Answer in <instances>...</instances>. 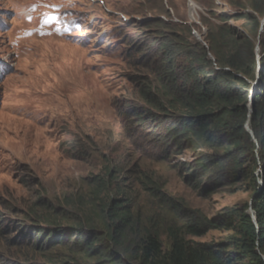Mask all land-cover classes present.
<instances>
[{
  "label": "trees",
  "instance_id": "1",
  "mask_svg": "<svg viewBox=\"0 0 264 264\" xmlns=\"http://www.w3.org/2000/svg\"><path fill=\"white\" fill-rule=\"evenodd\" d=\"M238 7L241 13L222 15L219 25L204 22L208 48L185 24L137 22L142 33L126 60L119 113L131 127H150L146 141L166 153H193L179 166L186 186L209 194L242 185L250 202L208 218L143 174L135 184L149 202L140 208L114 168L87 179V190L67 206L38 197L15 243L32 241V250L52 264H264V33L255 16L264 15V0ZM231 20L244 21L258 42L241 37ZM212 230L232 235L221 243L190 240Z\"/></svg>",
  "mask_w": 264,
  "mask_h": 264
},
{
  "label": "rangeland",
  "instance_id": "2",
  "mask_svg": "<svg viewBox=\"0 0 264 264\" xmlns=\"http://www.w3.org/2000/svg\"><path fill=\"white\" fill-rule=\"evenodd\" d=\"M189 1L201 30L188 25ZM241 3L250 9L254 0H0V264H52L32 250V241L15 243L19 228L31 224L24 214L38 197L67 206L87 190V179L114 168L122 170L120 181H127L140 208L149 202L135 184L143 174L208 218L250 202L242 185L209 194L186 186L179 166L193 153H166L146 141L150 127H131L119 113L126 60L142 33L135 19L166 17L190 27L192 37L195 28L205 38L198 42L206 43L204 22L221 24L222 15L243 11ZM52 16L57 19L43 23ZM255 16L264 33V15ZM228 24L258 42L244 21ZM231 235L212 230L190 240L221 243Z\"/></svg>",
  "mask_w": 264,
  "mask_h": 264
},
{
  "label": "clouds",
  "instance_id": "3",
  "mask_svg": "<svg viewBox=\"0 0 264 264\" xmlns=\"http://www.w3.org/2000/svg\"><path fill=\"white\" fill-rule=\"evenodd\" d=\"M190 2V4H189V13H190V19L192 20V22H189V24L188 25H190L191 23V27H193L194 25L195 26H197L198 24L196 23V22H194V20L192 19V11H194L195 12V6H194V4H193V2L192 1H189ZM151 18H158V19H160V20H162V21H164V22H169V20H167V18L166 17H161V16H159V17H149V18H143V19H135L132 23V25H133V27H134V25L137 23V22H141V21H143V20H148V19H151ZM122 19L126 22V18H124L123 16H122ZM127 23V22H126ZM170 23H172V21L170 22ZM125 24V23H124ZM198 26H201V25H198ZM197 28V27H196ZM194 32H195V35H193V37L197 40V41H200V42H202V39H201V36L198 34V32H196V30H195V28H194ZM206 36V35H205ZM202 44H206L205 43V41H204V43H202ZM135 46H133L132 48H131V51H130V53H129V55H128V57H130V54L132 55V50H133V48H134ZM207 47V46H206ZM208 48V47H207ZM211 57H212V55H210ZM127 57V58H128Z\"/></svg>",
  "mask_w": 264,
  "mask_h": 264
},
{
  "label": "water",
  "instance_id": "4",
  "mask_svg": "<svg viewBox=\"0 0 264 264\" xmlns=\"http://www.w3.org/2000/svg\"><path fill=\"white\" fill-rule=\"evenodd\" d=\"M257 56H258V60L260 61L261 59V56H260V43H259V46H258V49H257ZM255 95H256V88H255V92H254V96H253V107H252V113L255 112ZM248 130L249 132L252 134V131H251V128H250V124L248 125ZM261 184H263L261 182ZM250 213L252 214V217H253V221L257 224V218H256V215H255V212L253 211V209L250 210Z\"/></svg>",
  "mask_w": 264,
  "mask_h": 264
},
{
  "label": "snow or ice",
  "instance_id": "5",
  "mask_svg": "<svg viewBox=\"0 0 264 264\" xmlns=\"http://www.w3.org/2000/svg\"><path fill=\"white\" fill-rule=\"evenodd\" d=\"M57 18L55 16H52V17H47L43 23L45 24H49V23H52L54 20H56ZM57 31H59V29H57Z\"/></svg>",
  "mask_w": 264,
  "mask_h": 264
},
{
  "label": "bare ground",
  "instance_id": "6",
  "mask_svg": "<svg viewBox=\"0 0 264 264\" xmlns=\"http://www.w3.org/2000/svg\"><path fill=\"white\" fill-rule=\"evenodd\" d=\"M198 27V26H197ZM200 27V26H199ZM203 28V27H202ZM198 29V28H197ZM205 29V28H204ZM200 30H201V27H200ZM208 34V33H207ZM202 37V36H201ZM202 39H205V38H202ZM207 43V42H206Z\"/></svg>",
  "mask_w": 264,
  "mask_h": 264
}]
</instances>
